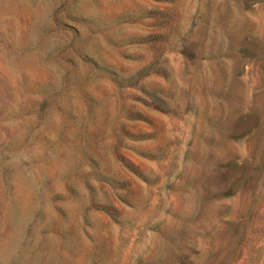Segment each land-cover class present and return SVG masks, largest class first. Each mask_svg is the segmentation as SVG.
<instances>
[{
    "label": "rangeland",
    "instance_id": "rangeland-1",
    "mask_svg": "<svg viewBox=\"0 0 264 264\" xmlns=\"http://www.w3.org/2000/svg\"><path fill=\"white\" fill-rule=\"evenodd\" d=\"M0 264H264V0H0Z\"/></svg>",
    "mask_w": 264,
    "mask_h": 264
}]
</instances>
